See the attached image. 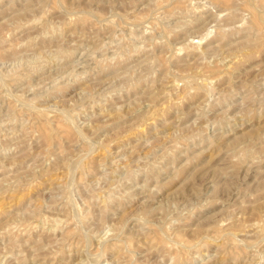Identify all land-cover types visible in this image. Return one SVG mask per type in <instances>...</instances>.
<instances>
[{"label":"rangeland","instance_id":"obj_1","mask_svg":"<svg viewBox=\"0 0 264 264\" xmlns=\"http://www.w3.org/2000/svg\"><path fill=\"white\" fill-rule=\"evenodd\" d=\"M0 264H264V0H0Z\"/></svg>","mask_w":264,"mask_h":264},{"label":"bare ground","instance_id":"obj_2","mask_svg":"<svg viewBox=\"0 0 264 264\" xmlns=\"http://www.w3.org/2000/svg\"><path fill=\"white\" fill-rule=\"evenodd\" d=\"M201 35V34H200ZM200 39V38H199ZM201 40V39H200ZM186 44V43H185Z\"/></svg>","mask_w":264,"mask_h":264}]
</instances>
